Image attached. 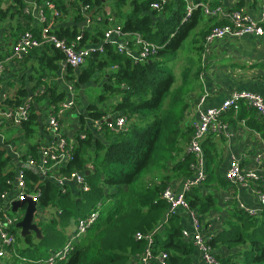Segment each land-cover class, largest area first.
I'll use <instances>...</instances> for the list:
<instances>
[{"label":"trees","instance_id":"obj_1","mask_svg":"<svg viewBox=\"0 0 264 264\" xmlns=\"http://www.w3.org/2000/svg\"><path fill=\"white\" fill-rule=\"evenodd\" d=\"M13 1L17 13L21 14L22 0ZM48 1L60 15L66 16L72 12L75 22L82 20L81 10L87 5L88 11L99 13L103 28L111 21V17L104 12L105 6H109L112 17L121 21L117 26L122 33L138 34L143 40L158 45L159 50L146 61L135 62L127 54L128 49L123 53L118 52L116 45L103 42L102 31L91 39L90 33L80 31L75 26L51 29L53 35L67 43L74 42L81 35L78 48H86L91 43H95L92 47H102V53L95 51L77 69L66 67L65 80L73 86L78 100V89L85 90L84 87L87 88L91 81L97 85L93 100L87 104L86 112L80 115L79 120L82 129L87 120L101 121L98 132L103 133L105 140L94 138L90 129L79 131L72 139L71 160L61 169V173L63 176H69L73 171L83 173L89 187L87 192L76 195L67 185L57 186L39 176L33 168L22 166L15 172L6 144L0 141V195L12 191L20 170L26 191L40 194L38 207L56 209L59 220L72 218L77 222L93 211L98 213L96 222L74 244L68 258L56 264H140L139 258L146 244L145 241L136 240L135 235L153 233L160 226L168 208L161 198L163 191L173 180L190 178L193 172L191 166L194 157L184 148L190 142L193 129L183 125L188 107L186 95L193 89V81L188 75L189 70H184L181 83L176 86L173 72L165 66L169 60L165 58L175 56L190 32L197 27L201 14L198 3L203 0H195L197 7L185 23H182L186 11L184 0H170L162 6L161 11L152 8V4L160 0ZM2 2L0 0V22L9 16L14 17L10 9L2 8ZM44 12L47 16V12L51 14L48 8H44ZM58 19L61 18H54L56 21ZM12 31L14 44L26 29L22 30L17 24ZM208 31L204 33L205 36ZM31 33L40 38V29ZM197 42L193 41V45ZM195 49L200 51L202 48L195 46ZM63 59L59 50L44 45L30 51L22 64L20 72L30 69L28 80L29 83L33 82V87L26 88L20 76V86L6 103L9 108L15 109L29 101V117L18 127L25 140L33 139L37 133L41 117L39 106H44L46 114L55 112L67 97L66 90L46 79L56 75L58 64ZM30 60V65H26ZM198 75L199 72L195 78ZM109 116L112 120L124 118L128 129L116 132L108 126V122H103ZM249 126L264 139V123L251 118ZM81 133L85 138H80ZM70 142V139H66L67 144ZM202 149L206 179L202 181V187L190 188L184 194L189 209L197 214L200 222L210 212L218 210L216 199L211 193H204L203 186L206 188L209 178L214 176L219 154L210 138L203 141ZM38 150L39 145L32 143L27 152L35 167ZM155 177H159L158 183ZM56 223V220H49L37 224L41 239L34 235L22 238L13 227L12 232L17 238L14 246L16 253L27 260H44L50 251L62 247L66 239L63 241ZM161 226L153 233L152 253H165L166 264H192L194 248L183 237L177 216L170 215ZM202 230L205 232V229ZM206 243L213 251L220 247H242L237 255L222 257L213 254L219 264H264V207L254 215L235 208L223 230L214 236L207 235ZM15 263L23 264L17 260Z\"/></svg>","mask_w":264,"mask_h":264},{"label":"crops","instance_id":"obj_2","mask_svg":"<svg viewBox=\"0 0 264 264\" xmlns=\"http://www.w3.org/2000/svg\"><path fill=\"white\" fill-rule=\"evenodd\" d=\"M45 1L47 0H22L23 10L21 14L17 13V8L13 0H3L2 2V8L10 9L14 17L9 16L7 19L0 22V61L4 64L3 73L0 78V113L8 108L6 100L12 97L16 89L20 86V83H18L20 76V80L22 79V84L26 88L33 87V82L29 83L28 80L30 69L25 71L23 69L22 72H20L22 64L25 62L28 55L25 56L24 60L20 63L11 58V49L14 40L12 29L15 25L19 24L22 30L39 31L40 24L38 22V14ZM192 1L196 4L195 0ZM198 4H208L211 8L220 6L223 9L229 10L242 9L255 21H258L262 14H264V0H203ZM104 12L109 18L111 17V21H109L104 28L99 22L102 19L98 16L99 13L93 10L84 11L82 9V20L79 22H75V15L72 12L66 16L62 15L61 19L57 21L52 18L50 12H47L48 16H46L48 17L51 29L75 26L80 31L86 30L90 33L92 39L99 31H102L103 34L105 29L115 27L121 23L119 19L115 20L114 17H112L109 6H105ZM167 14L166 12L165 15ZM108 16L104 17L107 18ZM87 18L90 19V22L87 21ZM218 22L219 21L215 19L207 17L201 10L199 23L197 27L194 28L196 31L193 36V41H198L194 44L196 48L201 47L203 37L205 36L204 33ZM133 35L134 34H127L125 40L132 39ZM94 45L95 43H91L86 47H92ZM194 45L192 46L191 52L197 57L195 74L197 76V72H199V75L195 78L193 89L186 95L188 107L183 124L185 128L193 129L194 124L198 121V102L200 97L204 96L202 108L205 109L218 108L233 91L258 94L264 100V37L244 35L241 37H226L224 39L215 40L210 45L207 62L204 66L200 64L202 49L198 51V49H195ZM33 59L34 58H31V60ZM31 60L27 62L26 65L29 66ZM63 64V61L59 62L56 75L54 77H46V79L47 82H54L58 88L66 90L68 82L65 80V69H63ZM184 70H188V68L183 70L180 68L177 73H180L182 77ZM10 83H12V86H10ZM180 83L181 82H177L175 78V85H180ZM77 92L79 95V100L77 99V108L65 113L60 120L62 134L66 139L72 140L79 131L90 129L94 138L98 137L100 140H105L103 133H99L95 130L93 121L87 120L84 124V129H82L79 120L80 115L85 114L87 104L93 100V92H97V85H95L94 81H91L84 91L78 89ZM81 93H83L82 97L80 96ZM82 100L83 102L86 101V104L82 103ZM241 104L237 112H226L218 117L217 123L223 125L224 128L219 132L212 131L206 137L210 138V140L215 143L219 154V162L215 168V174L209 178L207 187L205 188L203 186L204 193H211L216 199L218 207L217 211L210 212L201 222L203 229H205V234L207 235L214 236L221 232L226 220L230 217L235 208L253 210L256 211V213L262 209L254 193L253 186L246 188L240 185H232L226 179V173L230 163L236 161L239 164L240 170L243 172H253L264 180V139L261 137L260 133L254 131L249 126L251 118L260 124L264 123V118L253 110L247 109L244 103ZM39 109L41 110L39 127L36 135L31 140H25L22 130L16 127H0V139L6 144L7 151L11 158L10 163L14 166L15 172L20 167H25L24 163L31 158L27 152L32 143L38 144L40 147L46 146L56 140V137L49 132L46 118L43 116L44 113L46 114L44 106L40 105ZM240 115H242V117ZM184 148L188 151V144H185ZM256 156H260V158L256 159ZM39 158L40 154L38 152V163ZM23 159H25V161ZM258 160L260 162H258ZM205 167L206 164L204 159V172L206 171ZM87 168H90V166ZM33 170L38 174L37 167H33ZM53 173L55 172L51 174ZM184 180L183 178L173 180L168 187L178 191L181 189V184ZM52 182L61 187V185H58L55 181ZM155 182H159V177H155ZM222 184H224V186H222ZM258 184L260 185L263 183L258 182ZM65 185H67L74 195L79 193L78 188L73 182H67ZM200 187H202V185ZM15 193L16 186L14 184L12 191L8 194V198H13ZM4 202L5 201H2L1 204ZM10 213L12 214V212ZM16 213L22 214L23 210L20 209ZM48 215H50V217H47L43 222L36 221V223H45L47 221L49 222V220L56 219V229L61 233L64 241V239L68 238L74 231L76 221L73 220L74 223L72 224L70 220L67 222V219L59 220L57 218L56 209H50ZM173 215L177 216L183 231H186L188 234L193 232L192 221L186 211L177 209ZM17 234H19V230ZM32 236L33 235H30V237ZM241 250L242 247L233 249L220 247L212 251L214 255L218 254L222 257H226L229 255H237ZM15 262L16 259L7 257L0 260V264H16ZM191 262L192 264H203L200 253L195 248L191 255Z\"/></svg>","mask_w":264,"mask_h":264},{"label":"built area","instance_id":"obj_3","mask_svg":"<svg viewBox=\"0 0 264 264\" xmlns=\"http://www.w3.org/2000/svg\"><path fill=\"white\" fill-rule=\"evenodd\" d=\"M72 2L73 0H67ZM170 0H160L159 3L152 4V8L155 10H162V6ZM186 4L185 15L182 19V23L187 22L192 14L193 9L197 7L192 0H184ZM202 12L210 19L223 23L222 25L210 27L207 35L205 36L201 48L200 64L204 66L207 62V55L209 53L210 45L215 40L224 39L226 37H241L244 35H252L254 37H264V14L258 21L253 20L248 16L242 9L229 10L223 9L220 6L211 8L208 4L200 5ZM44 8H48L54 18H61L59 12L55 11L49 1H45L38 14V22L40 24V38L33 36L31 31H24L16 42L13 44L11 49V58L18 63L22 62L24 57L28 55L33 49L42 48L44 45L53 46V48L59 50L63 54V69L70 66L74 69L80 67L85 63L87 58L92 53L98 51L102 53V47H86L78 48L77 43L81 39V35L76 37L74 42L67 43L65 40L58 39L51 33V27L49 24L48 17L44 12ZM84 11H88L89 7L86 5L82 8ZM90 22V19L87 18ZM121 32L118 26L110 27L105 29L103 33L102 41L116 45L118 52H125L136 62H143L155 55L159 46L141 38L140 35L134 34L132 39L125 40V36ZM129 35V34H128ZM130 49V50H129ZM134 50V52H133ZM4 64L0 61V78L3 73ZM67 97L61 102L55 112H47L45 118L49 132L56 137V140L46 146L39 147V163L36 167L38 168L39 176L48 180L55 181L58 185H63L67 182H73L78 188L79 192H87L89 187L85 181L83 173L73 171L69 176H63L61 169L66 166V163L71 160L70 144L66 143V139L61 132L60 120L65 113L77 108V95L71 84L66 86ZM204 102V96L199 98L198 102V121L193 126V132L188 144V152L194 157V164L192 168V176L185 179L181 184V189L176 191L170 187L165 188L161 198L168 206L165 216L160 226L156 228L153 233L157 232L162 228L170 215L175 214L177 209L186 211L192 221L193 232L188 234L183 231V237L185 240L191 242L192 246L200 253L203 264H219L213 255V251L210 246L206 243L207 234L202 230L203 227L201 222L198 220L197 214L190 210L188 203L185 200L184 194L190 188L199 186L205 179L204 172V155L202 149V143L206 137L213 131L219 132L223 125L217 123L218 117L223 113L232 111L237 112L240 104L244 103L245 106L256 112L259 116L264 118V100L261 96L249 92H237L233 91L229 96L222 102L218 108H202ZM29 101L26 100L23 104L15 109L7 108L0 113V127H16L18 128L23 121H26L29 117ZM110 117L103 119V122H107ZM111 122L108 126L114 129L116 132H125L128 129L127 123L124 118L110 119ZM96 131L100 130L101 121H93ZM80 138H85L84 133H81ZM73 139V138H72ZM3 142L2 139H0ZM260 156H256L259 159ZM258 162H260L258 160ZM25 167L32 169L35 167L34 161L29 158L25 163ZM264 170V168H263ZM52 172H55L51 174ZM226 179L232 185H240L246 188L250 186L254 187V193L257 197L259 204L264 207V180L260 176L253 172H243L240 170L239 164L236 161H232L229 165L226 173ZM261 182L263 184H258ZM16 186V193L13 198H8L9 193L0 195V260L2 258L16 259L23 264H56L57 262L65 261L70 252L73 250V246L78 240L86 234L87 230L96 222L98 213L96 211L91 212L86 217L77 220L75 229L71 235L66 238L65 243L62 247L52 250L44 260H27L20 257L14 250L16 243V234L12 232V228L21 220V216H12L11 204L14 201L23 200L28 197L36 204V213L38 214V222H43L47 217H50L49 209H41L38 207L39 193H29L26 191L25 183L23 180V174L19 170L17 177L14 182ZM2 201H5L1 204ZM250 215L256 214V211L246 210ZM153 233L141 234L137 233L135 239L138 241H145V250L143 255L139 258L140 264H166V254L159 253L154 255L152 253V236Z\"/></svg>","mask_w":264,"mask_h":264},{"label":"rangeland","instance_id":"obj_4","mask_svg":"<svg viewBox=\"0 0 264 264\" xmlns=\"http://www.w3.org/2000/svg\"><path fill=\"white\" fill-rule=\"evenodd\" d=\"M114 19L116 20L117 18L114 17ZM195 29L190 33L189 37L183 42V44L181 45L180 49L177 51V53L175 54V56H169L167 58H165V60H169V63H165L166 68H168L169 70H171V72H173V75L175 76L177 82H181V76L180 73L178 74L177 72H179L180 68L183 70L185 68H188V75L191 78V80L193 81V83L195 82V65L197 64V57L196 55L191 52L192 51V46H193V36L195 35ZM173 64V65H172ZM174 70H173V67ZM173 70V71H172ZM86 88V87H84ZM84 91V90H82ZM83 96V93H81V97ZM84 104H86V101H84ZM24 212L21 213H12V216H21L23 217ZM38 214H35V220L34 222L36 223V221L38 222ZM56 220V219H54ZM69 220L72 222V224L74 223L73 219H67V222H69ZM57 221V220H56ZM48 222V221H47ZM38 224V223H37Z\"/></svg>","mask_w":264,"mask_h":264},{"label":"water","instance_id":"obj_5","mask_svg":"<svg viewBox=\"0 0 264 264\" xmlns=\"http://www.w3.org/2000/svg\"><path fill=\"white\" fill-rule=\"evenodd\" d=\"M107 122H111L110 119ZM88 171L85 172V175ZM22 209L24 214L21 220L16 224L15 228L19 230V234L22 238L34 235L37 239H41L40 230L38 228L35 220L36 204L28 197L23 198L20 201H14L11 204V212L16 213L18 210Z\"/></svg>","mask_w":264,"mask_h":264}]
</instances>
